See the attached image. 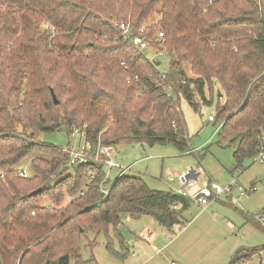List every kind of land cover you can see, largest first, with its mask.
<instances>
[{
  "label": "trees",
  "instance_id": "trees-1",
  "mask_svg": "<svg viewBox=\"0 0 264 264\" xmlns=\"http://www.w3.org/2000/svg\"><path fill=\"white\" fill-rule=\"evenodd\" d=\"M116 23L152 49L163 34L176 89ZM181 101L197 114L215 105L211 123L224 131L221 144H238L237 164L255 156L264 138V3L0 0V264H82V236L103 234L111 250L109 228L125 251L116 230L124 217H149L168 230L181 224L188 199L138 176L109 185L103 166L69 169L62 149L35 140L79 130L93 146L170 144L183 152ZM25 163L30 175L21 178L15 170ZM64 194L72 199L63 209L39 206L46 198L58 206Z\"/></svg>",
  "mask_w": 264,
  "mask_h": 264
},
{
  "label": "rangeland",
  "instance_id": "rangeland-1",
  "mask_svg": "<svg viewBox=\"0 0 264 264\" xmlns=\"http://www.w3.org/2000/svg\"><path fill=\"white\" fill-rule=\"evenodd\" d=\"M158 43L154 51L144 48L142 54L158 64V72L167 77L171 88L176 89L179 76L171 67L172 58L165 54L164 42ZM179 109L188 141L185 151L180 152L170 144L139 147L135 143H120L116 145L119 154L113 158L115 165L127 166L144 160L134 164L132 172L125 171L124 176H138L154 190L175 191L180 188L177 176L190 169L198 172L202 168L197 187L204 182H215L224 187L234 178L237 186L248 188L254 183L257 191L234 205L224 196L205 210L191 202L187 210L181 211V224L170 230L149 217L136 221L124 217L116 230L125 251L121 250L111 228L109 237L114 243L111 250L107 248L109 240L103 234L86 233L79 245L78 256L82 264H264V224L257 221L258 217L264 220V163H253L251 158L237 164L233 152L238 144L234 147L221 144L223 129L208 121V116L215 114V105L202 106L197 114L181 101ZM35 140L60 149L83 146L82 140L77 136L68 138L63 130L37 136ZM190 150H196V153L186 154ZM22 167L30 175L28 163ZM104 172H107L106 168ZM117 174V170L110 172L109 185L114 183ZM231 194L233 198L238 197L236 189ZM71 199L64 194L58 206L48 198L39 206L63 209ZM148 235L149 241L142 238ZM71 264H75L74 261Z\"/></svg>",
  "mask_w": 264,
  "mask_h": 264
},
{
  "label": "built area",
  "instance_id": "built-area-1",
  "mask_svg": "<svg viewBox=\"0 0 264 264\" xmlns=\"http://www.w3.org/2000/svg\"><path fill=\"white\" fill-rule=\"evenodd\" d=\"M260 3H264V0H259ZM261 8V6H260ZM115 26L120 31L121 37L125 42H127L137 54L140 56L145 57L142 52L144 48H149L153 50L149 42L142 36H136L132 33L128 24L125 23H116ZM45 29H48L49 26L45 24ZM143 30L140 31L142 33ZM163 39V34L158 33L156 34V42H159ZM154 51V50H153ZM146 58V57H145ZM148 61L153 64L149 59ZM120 65H124V62L121 61ZM208 121L211 123L214 121L213 116H208ZM72 136H77L80 140L83 141V146L80 147L78 144L77 149H62V152L66 156V167L67 168H74L78 166H86V165H99L103 166L107 169L105 172L104 180H109V175L112 170H117L118 174L116 176L115 181L124 176L125 171L132 172V166H119L113 163V158L117 156V151L114 146H105L98 144L93 146L90 142H86L84 139V133L79 130H74ZM263 144L257 148L255 156H253L252 161L253 163L263 164L264 163V138L262 139ZM196 150H190L186 154H195ZM16 173L21 178H28L29 174H27V169L25 167H18L16 168ZM203 174L202 168L199 169L198 172L189 170L187 172L182 173L181 175L177 176L180 188L175 191H172L175 195L180 196L182 198L188 199L191 202L196 203L201 210L208 208L213 200L221 196H231V192L233 188H237L239 191L240 197H244L256 191V187L251 186L247 189H244L240 186H237L234 182H231L227 186H220L215 182H204L200 187H197L198 177ZM2 178V176H0ZM90 180L93 179V175H89ZM101 193L104 197H106L109 193V188L102 186ZM81 193L80 195H82ZM50 208V207H48ZM173 209H177V206H174ZM261 223L264 220L261 217L257 218ZM149 236L144 238L148 240ZM170 264H176L171 262Z\"/></svg>",
  "mask_w": 264,
  "mask_h": 264
},
{
  "label": "crops",
  "instance_id": "crops-1",
  "mask_svg": "<svg viewBox=\"0 0 264 264\" xmlns=\"http://www.w3.org/2000/svg\"><path fill=\"white\" fill-rule=\"evenodd\" d=\"M137 146H139V147H143V146H145L144 144H136ZM117 146H119V145H117ZM115 147V149H116V151H117V155L119 154V151H118V149L116 148V146H114ZM147 147V146H146ZM142 161H144V160H139V161H137V162H133L132 164H129V165H127V166H132L133 167V165L134 164H136V163H139V162H142ZM231 182H234L236 185H237V183L235 182V180H234V178L231 180ZM230 184V183H229ZM251 186H254V187H256V185L254 184V183H252L250 186H248V188L249 187H251ZM243 188V187H242ZM245 189H247V187H244ZM233 189H236L237 191H238V189L237 188H233ZM256 191H257V188H256ZM255 191V192H256ZM252 194V193H251ZM250 195V194H249ZM225 196V197H224ZM224 196H221V197H218V198H216L215 200H213L212 202H211V204H210V206L209 207H211V205H213V203H216V202H218L221 198H225L227 201H229L231 204H237L238 203V200H240L241 198H243V197H240V195H239V191H238V197H232V194H231V196L230 197H228V196H226V195H224ZM247 196V195H246ZM246 196H244V197H246ZM227 197V198H226ZM221 202V201H220ZM208 207V208H209ZM208 208H206V209H208ZM205 210V209H204ZM128 219V218H127ZM257 221H259L258 219H257ZM260 222V221H259ZM260 224H264V222H260ZM148 236H150V235H148ZM142 238L144 239V238H146V237H144V236H142ZM141 238V239H142ZM145 240V239H144ZM150 239L148 238V240H146V241H149Z\"/></svg>",
  "mask_w": 264,
  "mask_h": 264
},
{
  "label": "water",
  "instance_id": "water-1",
  "mask_svg": "<svg viewBox=\"0 0 264 264\" xmlns=\"http://www.w3.org/2000/svg\"><path fill=\"white\" fill-rule=\"evenodd\" d=\"M158 64H156V67H157ZM51 95H52V99H53V102L56 104L57 101H56V98H55V95L53 94V92L51 91ZM42 189L38 188L37 190H35L34 192L31 193L32 196H35L37 194H39L41 192Z\"/></svg>",
  "mask_w": 264,
  "mask_h": 264
}]
</instances>
